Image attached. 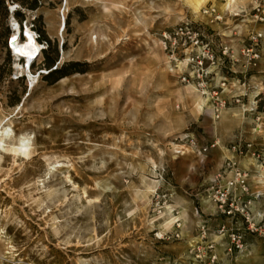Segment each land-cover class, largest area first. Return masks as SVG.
<instances>
[{
    "label": "rangeland",
    "instance_id": "rangeland-1",
    "mask_svg": "<svg viewBox=\"0 0 264 264\" xmlns=\"http://www.w3.org/2000/svg\"><path fill=\"white\" fill-rule=\"evenodd\" d=\"M190 1L0 0V264H264L262 204L229 199L226 214L215 199L238 138L264 148L254 114L214 119L160 44L187 19L232 45L264 25L250 18L264 0ZM212 6L221 20L202 15ZM14 22L43 47L29 73Z\"/></svg>",
    "mask_w": 264,
    "mask_h": 264
},
{
    "label": "built area",
    "instance_id": "built-area-1",
    "mask_svg": "<svg viewBox=\"0 0 264 264\" xmlns=\"http://www.w3.org/2000/svg\"><path fill=\"white\" fill-rule=\"evenodd\" d=\"M202 15L212 17V22L221 20L213 6L205 7ZM250 18L255 24H264V7H254ZM237 40L239 45L234 48L213 28L211 31L202 22L187 19L163 31L160 36L169 70L177 73L181 83L191 85L195 91L209 98L214 119H219L228 106H240L244 113L254 114L252 133L257 134L264 123V116L257 112V97L264 96V84L251 86L247 82V75L258 67L264 46V31L252 29ZM248 94L252 98L245 104L243 98ZM232 150L238 158L226 162L224 172L230 176L219 196L215 197L220 199L218 202L223 210L228 205L226 214L232 213V203L227 204L229 199H250L248 197L252 195L249 187L251 172L241 168L239 158L249 155L260 169L264 167V148H256L254 143L239 137ZM253 196L257 198L260 193ZM243 201L246 202L245 208L250 201ZM208 249L212 251V245ZM214 260L210 256V263Z\"/></svg>",
    "mask_w": 264,
    "mask_h": 264
},
{
    "label": "bare ground",
    "instance_id": "bare-ground-1",
    "mask_svg": "<svg viewBox=\"0 0 264 264\" xmlns=\"http://www.w3.org/2000/svg\"><path fill=\"white\" fill-rule=\"evenodd\" d=\"M190 2L194 3V5L196 7H198L201 3L200 0H191ZM231 2L234 3L235 0H229V3H231ZM228 6H229V4H228ZM64 20H65L64 17L60 18V27L62 25L64 26ZM12 29H13V33H12L11 38L8 40V43L11 46V51H12L14 57L17 59L23 60V63L21 66H19V64H17V63L15 64V66H16V68L19 67V69L22 70L23 72L27 71L26 73H29L28 70L30 69L34 60L37 57H39L43 47L35 40L32 32L29 28L26 27V29L24 31L25 35L23 36V39L20 38V29H19V26L17 23H15V22L13 23ZM2 135H4V136L9 135L7 128L3 129ZM27 143H28V139L22 137L19 141V148H18L19 150H17L18 152L20 151L25 157H28L30 154V152H23L24 151L23 149H25V146L27 145ZM27 147H29V146H27ZM17 151H16V153H17ZM22 154H20V155H22Z\"/></svg>",
    "mask_w": 264,
    "mask_h": 264
},
{
    "label": "crops",
    "instance_id": "crops-1",
    "mask_svg": "<svg viewBox=\"0 0 264 264\" xmlns=\"http://www.w3.org/2000/svg\"><path fill=\"white\" fill-rule=\"evenodd\" d=\"M257 29H260L261 27H264V25H255ZM232 46L237 47L239 45V42L237 39H233ZM247 77V82L252 86H260L261 84H264V46H262L261 50V58L258 63V67L256 70L249 71ZM252 95L248 94L247 98L251 99ZM247 99V100H248ZM226 114V112H225ZM252 123L253 120L251 119ZM242 122V121H241ZM244 122V121H243ZM248 123V121H247ZM256 138H258L259 144L264 147V123H262V129L255 135ZM255 138V137H253ZM229 152V151H228ZM216 154H213L212 152V157H214ZM252 164V171L256 172L257 175H253L251 172V179L249 182V187H250V193L252 194L250 199H254L257 201H253L252 203H260L261 205V210H258V214H264V167L260 169V167L257 166L256 162L253 160H250ZM255 193H260V196L257 198H254L253 194Z\"/></svg>",
    "mask_w": 264,
    "mask_h": 264
},
{
    "label": "trees",
    "instance_id": "trees-1",
    "mask_svg": "<svg viewBox=\"0 0 264 264\" xmlns=\"http://www.w3.org/2000/svg\"><path fill=\"white\" fill-rule=\"evenodd\" d=\"M5 47H6V43H5ZM10 61V52L9 50H7L6 53V58H5V70L7 69V74H9V67H6L9 64ZM55 76V79L58 80L63 76V69H55L49 72V77H53ZM257 110L261 111L264 110V99H262L259 103H258V108Z\"/></svg>",
    "mask_w": 264,
    "mask_h": 264
}]
</instances>
